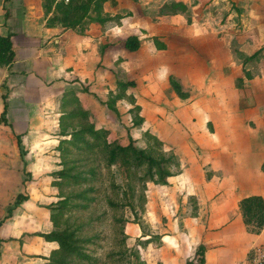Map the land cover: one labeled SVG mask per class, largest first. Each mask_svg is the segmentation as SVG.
<instances>
[{"label":"crops","instance_id":"0c3cea01","mask_svg":"<svg viewBox=\"0 0 264 264\" xmlns=\"http://www.w3.org/2000/svg\"><path fill=\"white\" fill-rule=\"evenodd\" d=\"M51 16L43 0H0V35L11 34L15 54L0 67L1 120L23 132L31 111L59 107L72 89L93 115L110 110L118 66L120 81L135 82L124 92L134 96L129 107H141L140 129L180 162L152 190L156 212L166 208L173 222L157 262L198 264L204 244L205 264H247L253 247L264 248V227L253 233L240 206L264 199V0H106L102 16L114 19L84 31L50 25ZM132 35L135 51L126 46ZM40 237L46 257L56 242Z\"/></svg>","mask_w":264,"mask_h":264},{"label":"rangeland","instance_id":"374dc122","mask_svg":"<svg viewBox=\"0 0 264 264\" xmlns=\"http://www.w3.org/2000/svg\"><path fill=\"white\" fill-rule=\"evenodd\" d=\"M120 70L118 66L112 69L114 87L106 100L107 103L112 100L114 108L109 110L104 107V112L99 111L96 115L88 111L90 120L97 128L107 127L110 131L108 138L112 142L128 144L129 139L133 138L139 149H147L155 154H172L173 151L166 145H157L146 136V131L140 129L145 119L139 126L132 124L137 112L134 107L136 104L129 107L127 102L135 103V99L133 94L118 87L119 79L124 78ZM114 79L118 82L115 83ZM72 90L77 94L76 89ZM84 90H88L85 85L80 88V91ZM122 94L127 101L117 98ZM94 97H97L96 93ZM31 112L33 116L30 124L23 127V132L19 129L17 133L12 125L0 121V221L7 215L8 209L14 207L12 217L0 228V264L47 263L51 252L59 247L56 242V247L48 256L43 254L44 241L39 233H48L55 228L51 208L64 195L80 192L92 185L100 190L96 200L90 201L87 207L73 206L65 214V220L68 218L70 223L82 226L79 236L93 239L88 249L100 259L96 264H162L157 261L163 255L162 251H165L163 237L168 229L172 230L173 222L166 208L165 212H156V203L151 199L152 190L159 184L148 182L145 188L137 180L138 176L145 173L146 167H142L138 176H134L130 175L127 166L121 164L113 165L108 172L99 160L104 172L103 180L86 186L65 184L59 187L56 180L57 172L62 169L61 152L58 150L59 141L63 138L60 125L62 102L59 107L46 110L36 108ZM87 123L82 118L74 120L75 128ZM68 130L71 128L68 127ZM18 138L22 142L21 152ZM171 170L177 172L178 168L172 166ZM113 179L119 185V195L111 187ZM20 192L27 193L28 199L14 206ZM110 200L120 206L114 209L109 204ZM74 203H78L77 199ZM177 214L184 215L182 205Z\"/></svg>","mask_w":264,"mask_h":264},{"label":"trees","instance_id":"16d2710c","mask_svg":"<svg viewBox=\"0 0 264 264\" xmlns=\"http://www.w3.org/2000/svg\"><path fill=\"white\" fill-rule=\"evenodd\" d=\"M105 1L69 0L66 2L65 0H43L46 13L50 14L52 12L48 24L60 23L66 28L74 29L81 27L82 31L85 30L87 23L90 21L105 22L114 19L113 17L102 16ZM169 6L173 9L178 7L176 3H172ZM154 40L159 48H165V44L157 37ZM126 46L131 51L138 50L140 48L138 36H129L126 40ZM14 56L11 34L7 36L0 35V67L11 64ZM134 85V81H119L118 83V87L122 91H125L128 86ZM134 107L137 112L133 117V125L139 126L144 122V118L139 115L141 107L139 105ZM5 108L3 114H6L7 104ZM62 109L63 114L60 119V125L63 138L58 144V150L61 152L62 169L57 172L56 180V185L59 187H63L65 184L86 186L85 184L90 185L92 182H98L104 178L103 168H106L109 172L111 167L117 164L127 166L130 175L133 174L134 176H138L139 170L145 166V173L137 177V180L142 182L145 188H147L148 182L166 185L168 184V178L175 174L171 167H180L179 159L174 153L162 155L158 154L160 152L155 154L147 149H139L135 145L133 138L129 139L128 144L110 141L108 138L109 129L95 126L90 120V113L83 107L80 98L74 90L64 93ZM76 118L87 120L88 123L75 128L74 120ZM68 127L71 130H68ZM146 136L154 140L157 145L163 144L157 136L149 131H146ZM99 160L104 163L105 167L102 168V163ZM111 187L115 193L120 194L119 185L116 184L114 179ZM98 192L100 190L93 185L90 187L86 186V189L80 192L64 195L63 199L51 208V219L55 228L48 233H39V235L43 236L47 241L57 242L59 247L51 252L48 258L49 261L45 264H68L74 261L81 262V264H96L100 260L88 249V245L93 243V239L79 236L82 226L70 223L68 218L65 220V214L73 206H89L90 201L96 200ZM27 199L28 194L20 192L16 196L14 206ZM75 199H77L78 203H74ZM109 204L114 209L120 206L119 203L112 200L109 201ZM240 206L246 224L253 233H259L264 227L263 197L259 195L244 197ZM13 210L14 207L8 209V215L0 221V226L7 218L12 216ZM205 249L204 244H200L197 247L196 259L198 264H205L206 262Z\"/></svg>","mask_w":264,"mask_h":264},{"label":"built area","instance_id":"2783aa9c","mask_svg":"<svg viewBox=\"0 0 264 264\" xmlns=\"http://www.w3.org/2000/svg\"><path fill=\"white\" fill-rule=\"evenodd\" d=\"M68 2L69 0H65ZM247 264H264V248L261 246L253 247Z\"/></svg>","mask_w":264,"mask_h":264}]
</instances>
